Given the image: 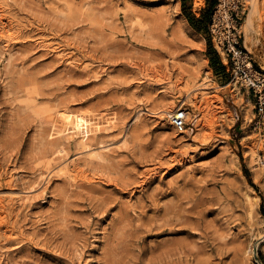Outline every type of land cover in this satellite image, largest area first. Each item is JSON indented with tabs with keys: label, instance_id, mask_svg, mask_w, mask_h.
Instances as JSON below:
<instances>
[{
	"label": "rangeland",
	"instance_id": "obj_1",
	"mask_svg": "<svg viewBox=\"0 0 264 264\" xmlns=\"http://www.w3.org/2000/svg\"><path fill=\"white\" fill-rule=\"evenodd\" d=\"M175 1L0 0V264H264V116Z\"/></svg>",
	"mask_w": 264,
	"mask_h": 264
},
{
	"label": "built area",
	"instance_id": "obj_2",
	"mask_svg": "<svg viewBox=\"0 0 264 264\" xmlns=\"http://www.w3.org/2000/svg\"><path fill=\"white\" fill-rule=\"evenodd\" d=\"M247 0H217L209 31L213 45L232 80L255 98V109L264 116V67L258 66L245 46L241 32ZM201 8V7H200ZM200 11V10H199ZM195 10L196 13H199ZM179 133L188 128V110L179 107L170 118Z\"/></svg>",
	"mask_w": 264,
	"mask_h": 264
},
{
	"label": "bare ground",
	"instance_id": "obj_3",
	"mask_svg": "<svg viewBox=\"0 0 264 264\" xmlns=\"http://www.w3.org/2000/svg\"><path fill=\"white\" fill-rule=\"evenodd\" d=\"M204 3V0H194V7L196 10H198L199 7H201ZM249 6V13H248V17L246 18L245 22L242 23V26H241V32L243 33L244 35V43H245V46L246 48L248 49V51L252 54H254L256 52V47L258 46V40L256 38V35H255V21H256V18H257V14L259 12V7H260V2L258 0H247L246 2ZM179 5H180V0H176L175 1V9L178 10L179 9ZM184 22L185 24L188 25V22H187V19L184 17ZM191 30L195 31L191 26L189 27ZM196 32V31H195ZM196 34L200 35L199 33L196 32ZM204 41H205V38L204 37H201L199 38V41L196 42L198 44V47L200 49H202L204 47ZM205 65H207V59H205ZM211 75L207 76L206 77V81H205V87H204V90L202 91L201 93V99L203 98V100H205V104H206V109H209V111L211 112H215L216 109L213 108V104H214V100L212 98V94L209 95L210 92H207L205 90H209L211 88H209V83L212 81L211 79ZM204 82V81H203ZM212 83V82H211ZM210 83V85H211ZM214 87V86H213ZM217 87V86H216ZM194 88V86L190 87L189 89H187L188 93V97L193 101L195 102V100H197V98L199 97V95H197L196 93H193V91H191V89ZM217 90V88H216ZM217 92H215L216 94ZM211 97V98H210ZM200 99V98H199ZM216 99L217 101H221L222 98L217 96L216 95ZM190 100V101H191ZM198 101V100H197ZM218 101V102H219ZM197 102L193 103L192 105L194 106V111L195 112H198L200 109L199 107H197L196 105ZM172 105V104H171ZM170 106V105H169ZM183 107V106H182ZM168 108V107H167ZM177 107L176 106H170L168 110H165V114H167L170 118L172 117L173 113L178 109H176ZM164 113H162L164 115ZM143 116V115H141ZM195 116V115H194ZM188 120H189V112H188ZM59 121L61 122V125L62 126H65V124H67L69 121H67L64 117H60L59 118ZM72 123V122H70ZM87 123V121H84L82 124L86 125L85 124ZM199 123H200V119H197L196 122H195V125L199 127ZM66 147V146H65ZM64 147V145H59L54 154L53 155H56L57 157V161H48L49 162V167L47 168V170L43 173H41L39 175V177L37 178V180L35 181V183L38 185H40L42 182H48L50 180V177H51V168L52 166L54 165L55 163V166L58 168V172L64 174V175H68V176H77V171L79 170V168H77V164H70V163H65L63 162L64 158H66L67 156V151H66V148ZM102 152V151H101ZM91 153V158L92 159H98V160H102L104 159L102 154L99 152V151H93V152H90ZM255 155V154H254ZM63 162V163H62ZM67 162V161H66ZM79 165V164H78ZM53 169V168H52ZM78 169V170H77ZM53 173V172H52ZM37 175V174H36ZM70 177V178H71ZM52 178V177H51ZM35 180V179H34ZM33 180V181H34ZM33 183V182H32ZM34 184V183H33ZM33 184H30V186L32 185L33 186V189H34V185ZM46 184V183H45ZM48 184V183H47ZM13 186V184L11 185ZM31 186V188H32ZM37 187V186H36ZM252 187V186H251ZM30 187L28 186V188L26 189H29ZM24 189V188H23ZM36 189V188H35ZM25 190V189H24ZM11 191V190H10ZM13 191V190H12ZM27 192V191H25ZM30 193V192H29ZM28 193V195H29ZM19 196V195H18ZM26 196V195H25ZM23 197V195H22ZM28 197V196H27ZM12 198V197H11ZM19 198V197H18ZM27 199V198H26ZM14 200V199H13ZM12 200V201H13ZM25 200V199H24ZM23 201V200H22Z\"/></svg>",
	"mask_w": 264,
	"mask_h": 264
},
{
	"label": "trees",
	"instance_id": "obj_4",
	"mask_svg": "<svg viewBox=\"0 0 264 264\" xmlns=\"http://www.w3.org/2000/svg\"><path fill=\"white\" fill-rule=\"evenodd\" d=\"M182 2V12L186 19L188 20L190 26L199 34H203L208 41V57L210 60V67L214 69L217 74H221L224 72V66L221 64L219 60V56L216 54L214 49L212 48V43L209 37V24L211 22V17L214 11V8L217 4V0H207L206 6L203 9L201 15L197 17L195 14L191 12V2L192 0H181ZM240 160L243 163L244 158L242 154H240ZM244 172L247 179L250 181L252 186L256 188V186L252 183L251 174L249 170L244 165ZM261 212L264 216V205L261 207Z\"/></svg>",
	"mask_w": 264,
	"mask_h": 264
},
{
	"label": "crops",
	"instance_id": "obj_5",
	"mask_svg": "<svg viewBox=\"0 0 264 264\" xmlns=\"http://www.w3.org/2000/svg\"><path fill=\"white\" fill-rule=\"evenodd\" d=\"M194 2V0H192V2L191 3H193ZM206 3H207V0H205V5H204V7L202 6L201 8H200V11H199V13H196L195 12V10H194V14L197 16V17H199L200 15H201V13H202V11H203V9L205 8V6H206ZM180 8H182V2H181V0H180ZM188 21V20H187ZM189 23V22H188ZM190 25V24H189Z\"/></svg>",
	"mask_w": 264,
	"mask_h": 264
}]
</instances>
